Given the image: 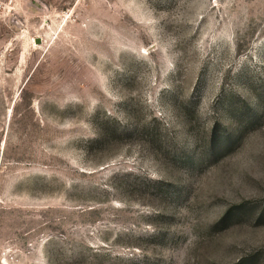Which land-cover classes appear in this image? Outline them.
<instances>
[{
  "label": "rangeland",
  "instance_id": "rangeland-1",
  "mask_svg": "<svg viewBox=\"0 0 264 264\" xmlns=\"http://www.w3.org/2000/svg\"><path fill=\"white\" fill-rule=\"evenodd\" d=\"M0 264H264V0H0Z\"/></svg>",
  "mask_w": 264,
  "mask_h": 264
},
{
  "label": "water",
  "instance_id": "water-1",
  "mask_svg": "<svg viewBox=\"0 0 264 264\" xmlns=\"http://www.w3.org/2000/svg\"><path fill=\"white\" fill-rule=\"evenodd\" d=\"M41 41H42V39H41L40 37H37V38H36V42H37V43H41Z\"/></svg>",
  "mask_w": 264,
  "mask_h": 264
},
{
  "label": "trees",
  "instance_id": "trees-1",
  "mask_svg": "<svg viewBox=\"0 0 264 264\" xmlns=\"http://www.w3.org/2000/svg\"><path fill=\"white\" fill-rule=\"evenodd\" d=\"M230 215V211L227 213V215L223 218V220L227 219L228 216Z\"/></svg>",
  "mask_w": 264,
  "mask_h": 264
},
{
  "label": "bare ground",
  "instance_id": "bare-ground-1",
  "mask_svg": "<svg viewBox=\"0 0 264 264\" xmlns=\"http://www.w3.org/2000/svg\"><path fill=\"white\" fill-rule=\"evenodd\" d=\"M37 43V42H36Z\"/></svg>",
  "mask_w": 264,
  "mask_h": 264
}]
</instances>
